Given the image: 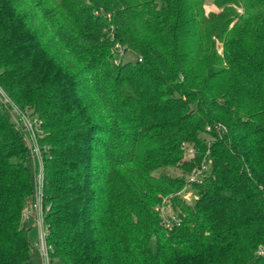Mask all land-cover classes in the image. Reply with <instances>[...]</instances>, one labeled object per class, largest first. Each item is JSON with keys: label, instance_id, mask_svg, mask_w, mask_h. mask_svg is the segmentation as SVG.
<instances>
[{"label": "trees", "instance_id": "1", "mask_svg": "<svg viewBox=\"0 0 264 264\" xmlns=\"http://www.w3.org/2000/svg\"><path fill=\"white\" fill-rule=\"evenodd\" d=\"M206 1L0 0V87L41 120L59 264H264V0ZM31 203L0 105V264L32 263Z\"/></svg>", "mask_w": 264, "mask_h": 264}, {"label": "built area", "instance_id": "2", "mask_svg": "<svg viewBox=\"0 0 264 264\" xmlns=\"http://www.w3.org/2000/svg\"><path fill=\"white\" fill-rule=\"evenodd\" d=\"M0 105L8 113L14 127L20 132L28 152L29 166L32 172V203L23 212L24 220L32 217L38 230V247L43 264H52L50 247L46 241L47 229L43 215V186H44V167L43 158L47 147L41 144L43 137L40 118L30 111L21 110L1 89L0 87ZM194 155L193 149L186 151V159L190 160ZM207 170V164L204 160L201 168L193 170L187 179V187L180 193L186 202H192L196 196L190 189L191 184H195ZM160 211L163 225L170 227L173 224L179 225L178 218L172 213L171 206L167 198L163 199L162 205L158 208ZM259 256H264V247L257 251Z\"/></svg>", "mask_w": 264, "mask_h": 264}, {"label": "rangeland", "instance_id": "3", "mask_svg": "<svg viewBox=\"0 0 264 264\" xmlns=\"http://www.w3.org/2000/svg\"><path fill=\"white\" fill-rule=\"evenodd\" d=\"M205 11L208 16H213L218 13L219 10L218 8H216L213 0H207L205 4ZM117 52L118 53H116L115 57L113 58L114 62H118L119 60L134 61L136 58L135 54L132 52H127L126 54H124L122 49H118ZM206 139L207 141L210 140V138L208 137H206ZM23 223L28 229V238L33 249V260L31 264H43L38 247V230L35 226V221L32 217H30L29 220L25 219ZM52 264L59 263L56 260H52Z\"/></svg>", "mask_w": 264, "mask_h": 264}]
</instances>
